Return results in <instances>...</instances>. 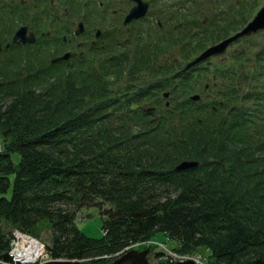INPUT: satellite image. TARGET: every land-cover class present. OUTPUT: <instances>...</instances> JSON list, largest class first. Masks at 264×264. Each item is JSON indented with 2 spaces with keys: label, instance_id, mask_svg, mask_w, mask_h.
<instances>
[{
  "label": "trees",
  "instance_id": "1",
  "mask_svg": "<svg viewBox=\"0 0 264 264\" xmlns=\"http://www.w3.org/2000/svg\"><path fill=\"white\" fill-rule=\"evenodd\" d=\"M173 2L183 7L177 8L180 22L171 35L193 38L202 17L211 19L226 4ZM70 4L84 8L90 0ZM256 4L251 0L236 7L237 18L223 35L237 31ZM232 13L230 6L227 15ZM213 21L201 22L205 32L213 29ZM29 48L19 58L12 51L17 67L0 82V260L12 262L16 229L37 236L47 223L53 238L46 247L53 259L103 264L161 231L180 252L206 246L211 264H264L262 50L247 55L252 70L245 74L254 87L246 93L232 97L241 85L236 78L231 90L213 102L171 96L169 106L160 101L147 113L141 103L131 106L139 97L130 100L109 87V79L123 71L119 56L116 63L99 58L57 70L44 60L36 70L40 56ZM137 57L131 58V69L144 62ZM117 66L120 71H110ZM34 85L45 89L35 94ZM244 100L253 101L246 105ZM234 102L235 111L220 118ZM220 140L230 141L231 150L217 144ZM185 159L200 164L175 169ZM94 205L103 215L100 238L90 237L76 222L77 209ZM160 254L152 250L149 263H159Z\"/></svg>",
  "mask_w": 264,
  "mask_h": 264
},
{
  "label": "rangeland",
  "instance_id": "2",
  "mask_svg": "<svg viewBox=\"0 0 264 264\" xmlns=\"http://www.w3.org/2000/svg\"><path fill=\"white\" fill-rule=\"evenodd\" d=\"M6 0H0V6L2 4H4ZM42 1L43 0H27L26 3V9L27 12H25V14L22 16L23 17V22H19V23H15L13 22L12 25L10 26L13 27L14 29H12L11 32H15L16 29H18L22 24H30L32 26L33 25H38L39 24V31H38V35L40 36L43 32H44V38L47 39L46 37V33L48 31H50L51 29V22H46L45 20V16L47 15V11L51 13V16L53 15L54 10H52V4H49L47 7V11L42 14ZM64 0H56L57 3H59L60 5H63V7H66L63 3ZM105 1V0H104ZM110 1V2H109ZM251 0H227V5H232L235 8L234 13L227 15V9L229 8V6H226L223 8L225 14H223V17L221 19V21H225L228 20L227 22H225L224 24H221L217 27H214L212 30H210L209 32H205L204 34H199L198 37H192L191 34L187 35L185 33H180L177 34L175 36H172L171 34H161L158 38L156 37L155 32L149 33L148 29H152V27L156 24L158 18L165 20L166 17H170V14L172 12V10L170 8L166 7V2L165 0H153L152 5L150 7V11L152 12L153 16L151 17V22L150 21H144L143 24L142 22L140 24H138V27H142V31H139L140 34H142V38L141 40H139L138 43H135V48H137V46H139L140 48V54L138 57L137 61H141L144 58H147L149 56H154V57H158L157 62H156V66L152 69L151 65H147L145 66V63H140L137 66H135V68L131 69L130 67H132L130 64L131 62V58L135 56L134 54V49H131L132 46H126L123 48H120L118 50L113 49L112 54L117 55L120 57L121 56V60L124 59V63H122V73L120 77L117 76H113L110 78L109 76V87L111 88V90L113 91V93H115V95H119V96H123V95H130V100H136L137 96L134 91V89H138L141 86H145L147 84L152 85L153 87H155L156 85H159L158 91L163 94V92L165 91H169L170 92V96L177 97L178 98V93L176 91V89L178 88V81L177 80H173V74L174 73H169L167 75L164 76V74H166L167 72L165 70L160 69V64H169L170 65V70H175L178 67H184V66H188L190 65L192 62H194L198 57L202 56L204 53H206L208 50L218 46V44L220 43V41L222 40V38H224L226 35H223V30L224 27L228 24H230L231 22L233 23L234 19L237 18L236 14H237V10L236 7L238 6H242L245 3H249ZM129 0H108V12L110 13L109 15L112 14H116L115 15V19H117L119 17V15H121V11L122 9H126V12L128 11V8L130 7V3H128ZM257 4H256V9H252L253 13H251L247 19V21H245L240 28H238L237 31L245 28L246 24L253 19V17L256 15V13L259 11V9L261 8V6H264V0H256ZM123 3V5H122ZM242 3V4H241ZM95 4V2H94ZM106 5V6H107ZM203 4L200 5V7H202ZM250 7V5H248L246 7V9H248ZM69 11L67 12V15L65 16V19L62 18L61 23H56L58 25H62V24H66L69 23L71 25V35L73 38H78L77 41L78 42H85L84 44H82V46H85V50L86 52L84 53L85 55L89 57V34L87 33L88 30H95L97 28H102L103 31L106 33L107 32V28L105 27V24L108 25L109 27L111 26L110 24H108L109 20L108 18L104 21V22H99L98 20H94L93 18H91L90 20L88 19V17L90 18V16L87 14L86 11V7L84 8H75L74 6H70ZM96 6L94 7V11L96 10ZM91 10H93V6L91 8ZM164 10L166 12H164ZM243 13H246V11H243ZM202 14H200L201 16ZM88 16V17H87ZM122 16V15H121ZM1 17V16H0ZM8 14H4L3 19L5 21H7ZM36 17V18H34ZM202 17V16H201ZM243 17V16H241ZM123 18V17H122ZM2 19V18H0ZM203 19V17H202ZM11 21H15V18H13ZM84 22L85 28L83 31V34L80 36L76 35V31L79 30V26ZM173 23L169 24V25H165V31L169 28H173ZM136 26V27H137ZM32 30L35 31L34 28H32ZM94 31V32H95ZM138 31V30H137ZM237 31H232L231 33L233 35L236 34ZM170 33V32H168ZM230 33V34H231ZM12 34V33H11ZM58 35L63 36V32H60V30H58ZM101 37V35H100ZM98 37V38H100ZM67 38H70L67 37ZM127 38V36H119L114 43L115 44H122L124 42V40ZM75 41V40H74ZM151 46V47H150ZM255 46H257L255 48ZM257 48H261L262 50H264V31H261L259 33H256V35H251L249 37H245L243 38V40L238 41V43H232L230 46L227 47V51L228 53L231 51H235V52H239L242 49H245L247 52H256ZM105 49H107V46H105ZM35 53H38L40 58L38 60H36V65L35 68H37L36 70H40L41 66L40 63L42 61H44L47 57V51L44 52V50H37V49H32ZM98 54V53H97ZM97 54L94 56H91L93 59L97 56ZM226 54V53H225ZM220 55L218 58H213V62L210 64L213 65L214 70L216 71H223V69L231 64L230 61H228L227 63H225V65L223 67H220L218 65V63L221 60V58L226 59L225 57H227V55ZM50 56V55H49ZM118 57V58H119ZM17 58H19V56H17ZM130 59L129 62H127V60ZM115 63L117 58H114ZM50 62V61H48ZM121 62V61H120ZM117 65V64H116ZM141 65V66H139ZM100 66V64L98 65ZM201 65L195 67L194 69H199ZM238 66V65H237ZM17 67V60L12 59L11 56H8V54H6L5 52L2 53L0 55V82L2 81V75H7L8 77H10V74L12 75V69ZM121 68H111L110 71H116V70H121ZM135 70L138 72L137 76H132L131 75V71ZM66 76L68 77L67 73ZM5 78V77H4ZM77 78H79L77 76ZM6 79V78H5ZM105 80L108 79V77L104 78ZM10 78H7V81H9ZM134 80V81H133ZM137 80H140V82H137ZM203 80L204 82L208 81L209 79H207L205 76H203ZM133 81V84H131L130 82ZM192 81V80H191ZM222 83L220 84V86L214 91V95L215 97L211 98L210 96H206L207 93H210V90L212 88V83L211 82H206V83H210V88L208 91H203L205 93L204 98L211 101H214L215 99H218L219 95L222 93L221 90H224L226 88V86L223 84V81H221ZM205 83H200L196 86H194L195 91H200L203 87H205ZM149 86H146L143 89L148 88ZM254 85L252 83L251 88H253ZM26 88V87H25ZM31 88V87H28ZM129 88V89H128ZM32 92H34L35 94H37L40 90H43L45 88L41 87V86H37L34 85L32 87ZM151 90H154L151 89ZM157 97V96H155ZM154 98H148V99H144L141 100L140 102L137 103H133L131 106L133 108H136L140 103H146L148 102L149 104L151 102H156ZM161 101L158 100V103ZM157 103V102H156ZM229 112L228 110H224L221 112L220 118H224L227 116ZM223 137H228V135H223L221 138ZM229 138V137H228ZM217 144H221L224 147V150L229 151L232 148V143L228 140H220L219 143ZM19 155L16 156V160L19 161ZM76 222L78 224V226L80 227V229H82L87 235H89L92 238H100L103 236V215L101 214L100 211V207L99 206H84V207H80L79 209H77V215H76ZM37 237L42 241V243L44 244L43 248L41 246V251L40 254L37 258L33 259L31 261L30 264H42L43 262H45L46 260L49 259H53L50 257V255L48 254V250L46 247L47 243L52 242V230L51 228H49L47 223H43V227L42 229H40L39 234L37 235ZM170 237H168V235H166L164 232H157L152 238L146 239V240H140L137 242H134L133 244H131L130 246H128L127 248H125L124 250H121L115 254H113L112 256H116L118 254H120L121 252L127 250L128 248L131 247H136L138 249H143L146 247H150V251L148 253L151 254L152 250L155 251H159L161 252L160 254V258L161 261H166V262H172V261H176V260H185V259H190V258H198V256H201L203 258H206L204 256L205 252H208L209 250L206 249V246H202L199 247L198 249H196V251H192V253L189 254H181L178 250H176L175 248H173V244L175 241H173L172 239H169ZM24 240V239H23ZM154 244H157L159 246V248L155 247ZM109 259V258H108ZM112 259V257H111ZM110 260V259H109ZM172 260V261H171ZM36 263H35V262ZM107 261V260H106ZM105 262V261H104ZM0 264H10L6 261L0 260Z\"/></svg>",
  "mask_w": 264,
  "mask_h": 264
},
{
  "label": "water",
  "instance_id": "3",
  "mask_svg": "<svg viewBox=\"0 0 264 264\" xmlns=\"http://www.w3.org/2000/svg\"><path fill=\"white\" fill-rule=\"evenodd\" d=\"M139 4L132 9L130 14L126 18V23L130 22L133 19H139L141 17H144L147 12L148 3L142 2V0H138ZM264 28V8L258 13V15L251 21L245 29L237 34L236 36L222 42L218 46L208 50L204 55L199 57L195 62L192 64L204 59L205 57L212 54V52H218L220 50H225L227 45L233 41L234 39L243 36V35H249L253 32H257L259 29ZM27 32V27H23L20 30H18L14 36V42L17 43L20 38H25ZM30 38L26 37V39H22L23 42H34L35 41V34L31 33ZM70 53L66 54L63 58H69ZM198 98V97H196ZM198 160H183L180 163H178L175 168L176 169H186L191 166L198 165ZM150 247H146L143 249H138L136 247L129 248L120 254L112 257V259L105 261L103 264H150L148 253L150 251ZM42 264H92V261L90 259H69V258H58V259H49L43 262ZM157 264H197L194 259H185V260H176L175 262H166V261H160Z\"/></svg>",
  "mask_w": 264,
  "mask_h": 264
},
{
  "label": "flooded vegetation",
  "instance_id": "4",
  "mask_svg": "<svg viewBox=\"0 0 264 264\" xmlns=\"http://www.w3.org/2000/svg\"><path fill=\"white\" fill-rule=\"evenodd\" d=\"M135 27L136 26L134 25L132 30H134ZM121 28H123V27H121ZM126 29H127V31L130 30V28H126ZM96 41L97 40H96L95 36L92 35V33H90V35H89V42L90 43H89V47L87 50H89L90 46H92V44L95 43ZM84 43L85 42H78L76 38H66V36H63V40L61 42L58 39L56 43L50 42L49 44L51 46V48H50L51 51H53V50L55 52L61 51L59 56H62L64 54H66L67 52H71L72 55L70 56V58L75 60V59H78L79 56L83 55L86 52L85 46L84 45L82 46V44H84ZM17 46H19V45H17ZM71 59H69V60H71Z\"/></svg>",
  "mask_w": 264,
  "mask_h": 264
},
{
  "label": "bare ground",
  "instance_id": "5",
  "mask_svg": "<svg viewBox=\"0 0 264 264\" xmlns=\"http://www.w3.org/2000/svg\"><path fill=\"white\" fill-rule=\"evenodd\" d=\"M40 251H41V245L37 240L24 239L19 245L17 256L19 254L20 256L18 257H23L24 259H26V261L31 262L33 259L39 256Z\"/></svg>",
  "mask_w": 264,
  "mask_h": 264
},
{
  "label": "built area",
  "instance_id": "6",
  "mask_svg": "<svg viewBox=\"0 0 264 264\" xmlns=\"http://www.w3.org/2000/svg\"><path fill=\"white\" fill-rule=\"evenodd\" d=\"M23 239H34L36 240V238H33L31 235H27L21 231H16L15 232V238L13 239V246L12 249L10 251V253L13 255L14 258L20 256L18 254L17 256V251L19 250V245L22 242ZM38 241V240H37ZM182 254V253H181ZM199 264H210L206 258H203L201 256H198V258H194Z\"/></svg>",
  "mask_w": 264,
  "mask_h": 264
}]
</instances>
